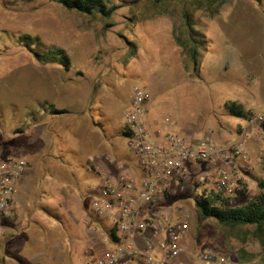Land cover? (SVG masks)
<instances>
[{
	"label": "rangeland",
	"instance_id": "1",
	"mask_svg": "<svg viewBox=\"0 0 264 264\" xmlns=\"http://www.w3.org/2000/svg\"><path fill=\"white\" fill-rule=\"evenodd\" d=\"M5 3L0 0V154L26 159L28 187L21 195L30 201L26 207L36 206L33 218L24 215L18 230L7 229L1 240L5 264L85 263L87 185L97 183L87 176L84 156L104 131V154L119 151L133 162L130 139L119 135L133 85L150 94L143 119L151 133H209L217 144L231 143L249 119L231 116L224 104L239 103L251 117L264 107V0H106L108 17L67 10L56 0ZM22 36L29 40L21 42ZM190 36L197 41L196 67L187 51ZM52 47L66 55L67 67L44 59ZM44 100L68 111L52 120L54 137L42 129L47 115H38ZM78 148L85 153L77 156ZM244 151L249 163L234 172L239 192L230 206L264 196L258 186L264 182V127L261 138L245 141ZM212 188L209 176L202 184L180 185L166 200L173 217L179 206L190 213L184 252L168 263L201 264L198 254L209 250L222 264H264V229L199 215L194 199ZM60 246L63 262L51 255Z\"/></svg>",
	"mask_w": 264,
	"mask_h": 264
},
{
	"label": "built area",
	"instance_id": "2",
	"mask_svg": "<svg viewBox=\"0 0 264 264\" xmlns=\"http://www.w3.org/2000/svg\"><path fill=\"white\" fill-rule=\"evenodd\" d=\"M149 100L145 88L133 85L129 106L123 113L135 166L110 154L90 158L86 166L97 185L89 193L84 223H94L91 216L105 223L107 228L99 236L111 242L108 250L88 264H169L179 259L184 252L182 242L187 236L190 213L187 207L179 206L173 217L166 200L180 185L190 181L202 184L209 176L213 181L211 191L232 197L238 189L234 172L238 165L247 167L249 163L244 143L250 137L261 138L263 133L264 107L247 120V130L231 143L217 144L209 133L198 137L151 133L143 119ZM28 169L23 157L0 154V240L14 217L19 183ZM113 230L116 240L110 237ZM197 259L201 264L224 261L209 250L198 254Z\"/></svg>",
	"mask_w": 264,
	"mask_h": 264
},
{
	"label": "trees",
	"instance_id": "3",
	"mask_svg": "<svg viewBox=\"0 0 264 264\" xmlns=\"http://www.w3.org/2000/svg\"><path fill=\"white\" fill-rule=\"evenodd\" d=\"M58 4H60L63 8L67 10H75L80 13L94 15L100 14L102 16L108 17L110 16L111 9L107 7L105 1L106 0H56ZM156 2L163 0H154ZM3 4H6V0H2ZM189 32L193 30L191 26H187ZM19 40L28 41L29 37L22 36L19 37ZM189 46L187 47L188 54L191 58V63L193 67L197 65V57H196V44L197 41H194L192 36L189 38ZM44 53V52H43ZM39 57V53H37ZM51 57V58H49ZM49 58V59H46ZM44 59L46 60H56L63 67H67V57L62 53V50L49 48L48 51H45ZM42 60V61H46ZM38 108L42 115L40 117H44L47 114L52 116H60L67 114L68 111L66 109L56 108L54 104L44 100L43 102H38ZM225 110L235 118L241 119H250L251 113L246 111L243 106L236 102H227L224 104ZM38 113V115L40 114ZM37 115V114H36ZM34 120H38L34 118ZM103 131V130H102ZM17 133L21 132L20 130L16 131ZM16 134V133H14ZM118 135V134H117ZM119 135L121 137H127L128 133L122 128L119 131ZM116 136V135H115ZM103 138L108 140V136L103 131ZM59 157H55L56 160ZM63 163V161H61ZM29 166V165H28ZM240 181L238 180V188ZM195 186V185H194ZM260 189H264V182H259L258 184ZM239 190H236V192ZM239 194H243L240 192ZM231 197H223L213 191H202L199 195H197L194 199V205L199 215L203 219H214L218 223L231 226V225H253L256 227L258 232H261L264 229V196L258 195L256 197H252L248 199L246 202L241 203L237 206H230L229 202ZM88 213V210H87ZM93 222L96 221V218L91 216ZM110 237L112 240H116L117 236L113 231L110 233Z\"/></svg>",
	"mask_w": 264,
	"mask_h": 264
},
{
	"label": "crops",
	"instance_id": "4",
	"mask_svg": "<svg viewBox=\"0 0 264 264\" xmlns=\"http://www.w3.org/2000/svg\"><path fill=\"white\" fill-rule=\"evenodd\" d=\"M61 109H64V108H61ZM40 115H42V112H40ZM56 117L57 116H52V115H48L47 114V116L45 117V119H47L48 122L47 123H43L44 124L43 125L44 127L42 129H45L46 128V131L49 130V133L50 134L52 132H54L53 127H52V125H53L52 120H55ZM58 118H60V117H57V119ZM47 126H48V128H47ZM157 131H160V130H157ZM157 131H155L154 133H156ZM51 135H52V137H54L53 135H55V134H51ZM96 143H97V145L96 144L93 145L94 146V150H93L92 154L91 155L90 154H87V155L84 156L85 159L87 160V162H89V159L90 158H93V157H95L97 155L104 154V153H109L108 146H107V144L109 143V140L104 139L103 138V135H102V138H99L98 140H96ZM53 146H54L53 141L50 140L48 148H51ZM81 153L84 154L85 151L84 150L82 151L80 148H78L76 150V152H75V154L77 156H81ZM51 154H50L49 157H51L52 159H56V158H54L56 156H52ZM47 155H49V154H47ZM114 156H115L116 159H120L122 161L124 160L125 162H127V164H129V166L132 165V163L135 166L134 159H133V162H132L129 157L124 156L119 151H115ZM45 157H47V156L45 155ZM27 175H28V173H26L22 177V179L20 180V183H19V190L20 191H19L18 196H17L16 207H15V214H14V217L8 223V229H10L13 232L18 230V227L21 225V223H20L21 222V219H22V217L24 215H28V216H31L33 218V216L36 214V206H34V205H28L26 207L27 202H30V201H29V199H26L23 195H21V193H24L25 194L27 192V190H26V192H22L21 191L22 187H23V189H24V187H26V185L28 187ZM87 176L90 177V178H92V180H96V183H97L96 177H94L93 175H91L89 173H87ZM87 187H89L88 188V191H87L88 194L90 192H92L93 189L95 188V186H92V185L90 186V184H88ZM62 203H63L62 204L63 206H66V203L67 202L64 201ZM17 206H18V209L20 211L19 210L17 211ZM50 215L51 214H48L47 216L51 218L52 215L51 216ZM86 216H87V214H86ZM30 221H31V218H30ZM87 228H88V231H89L88 232L89 233L88 234L89 235L88 236V242H87L86 248L83 250L82 255H81L82 256L81 258H83L85 260V263L86 264H88L92 259H94V258L102 255L106 250H108L111 247V242L110 241L108 242L105 238L99 236V233H101L102 231L106 230V228H107V226H106L105 223L100 222V221H96V222L92 223L91 225H88ZM5 236L1 240H3L5 238ZM1 240H0V242H1ZM182 244H183V242H182ZM60 247L61 248L52 247L51 255H52V259L54 261L63 262L64 259L61 257L60 253L62 251H64L66 248L65 247H62V246H60ZM0 264H5L3 258L0 259Z\"/></svg>",
	"mask_w": 264,
	"mask_h": 264
}]
</instances>
